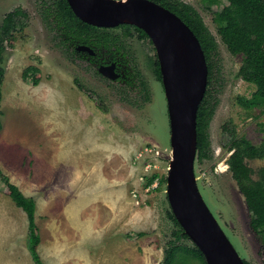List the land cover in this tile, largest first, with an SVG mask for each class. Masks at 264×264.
Returning <instances> with one entry per match:
<instances>
[{
	"label": "rangeland",
	"instance_id": "rangeland-1",
	"mask_svg": "<svg viewBox=\"0 0 264 264\" xmlns=\"http://www.w3.org/2000/svg\"><path fill=\"white\" fill-rule=\"evenodd\" d=\"M184 1L197 8L218 43L213 80L216 107L209 127L211 157L195 159L198 186L242 259L264 264V244L230 170L231 152L224 130L229 124L238 137H247L256 144L264 140V115L257 117L258 110L238 103L239 96L251 97L256 87L245 78L243 55L234 54L226 46L214 20V11L221 10L228 1H218L211 10L202 0ZM17 7L28 13V20L23 29L14 31L5 41L0 166L25 195L35 198L41 240L56 236L52 233V193L56 186H62L58 180L70 174L72 166L79 164L77 159H83L96 167L87 175L83 197L79 190L61 191V198L67 200L65 207L73 202L81 206L78 216H59L61 228L66 227L61 240L71 242L66 249L73 254L65 264H161L175 228L167 215L170 205L166 193L172 145L164 86L151 64L155 59L152 44L138 35L127 39L150 91L149 101L138 100L136 90L130 97L132 102L127 101L120 89L125 87L130 64H123L124 75L114 80L98 74L84 58L71 59L46 23L39 0H0V24ZM30 66L40 70L35 74L26 71ZM91 92L94 99L89 96ZM84 116L102 134L100 139H106L111 128L120 131L119 154L128 157L120 176L105 170V150V155L102 150L94 152L92 144L89 153L70 150L78 144L74 141H79L76 136L80 135ZM83 121L84 126L87 119ZM90 133L94 134L93 129ZM68 135L76 137L73 142ZM247 162L255 170L264 166V158ZM154 174L157 179L147 185V177ZM125 176H129L131 186L126 198L118 182ZM138 232L144 234L139 236ZM49 251L50 262L41 258L44 264H63L60 258L52 259V248ZM0 264H35L29 251L28 217L1 179Z\"/></svg>",
	"mask_w": 264,
	"mask_h": 264
},
{
	"label": "trees",
	"instance_id": "trees-1",
	"mask_svg": "<svg viewBox=\"0 0 264 264\" xmlns=\"http://www.w3.org/2000/svg\"><path fill=\"white\" fill-rule=\"evenodd\" d=\"M176 13L195 33L204 50L209 75L205 97L200 104L197 116V158L204 160L211 157V141L209 134L210 122L215 113L216 100H214V67L215 58L218 56V43L207 26L201 13L192 4L184 0H153ZM220 0H202L206 9ZM228 4L219 11H214V20L219 27L223 42L234 53L241 54L246 67L245 78L255 85L256 90L251 97L239 96L238 103L247 109L258 110L257 117L264 115V0H227ZM42 14L48 26L54 30L58 45L67 55L74 59L76 47L87 45L94 49V56H89L92 63L103 64L117 62L119 57L123 64H130V72L125 78V87L121 89L122 98L131 101L135 93L141 101L150 100L149 86L128 47L127 39L141 36L148 39L155 47L147 33L140 27L122 23L114 28L97 27L82 21L73 12L67 0H39ZM28 13L21 7L9 11L0 24V104L2 100L1 86L5 78L3 67L5 60V41L11 33L25 27ZM82 54V53H81ZM157 78L162 81L159 60L155 51V59L151 61ZM40 69L30 66L26 69L34 74ZM99 74V72L96 70ZM36 82V81H35ZM81 90L90 93L89 89L81 86ZM92 96V92L89 95ZM137 100V99H136ZM132 102V101H131ZM99 103V102H98ZM100 104V103H99ZM104 112L107 108L99 106ZM1 129V121H0ZM227 133L228 149L231 152L229 163L233 177L245 198L251 214V223L264 244V166L253 169L247 162L248 159L264 158V140L254 143L247 137H238L234 129L224 126ZM158 175L147 177V185L155 182ZM0 179L7 185L10 196L15 204L26 213L29 222V249L35 264H44L38 251L41 235L36 223L37 203L34 197L27 196L20 187L13 183L10 177L0 166ZM168 217L174 222L173 238L164 250L161 264H207L201 250L191 241L179 224L171 208L167 211ZM143 232L137 235L142 236ZM246 264H251L245 262Z\"/></svg>",
	"mask_w": 264,
	"mask_h": 264
},
{
	"label": "water",
	"instance_id": "water-1",
	"mask_svg": "<svg viewBox=\"0 0 264 264\" xmlns=\"http://www.w3.org/2000/svg\"><path fill=\"white\" fill-rule=\"evenodd\" d=\"M67 1L86 23L108 28L133 24L150 37L160 64L171 126L172 160L166 190L170 208L207 264H246L204 200L197 182V116L209 75L198 37L176 13L153 0ZM77 50L95 54L87 45H79ZM99 71L110 79L119 76L116 63L101 65Z\"/></svg>",
	"mask_w": 264,
	"mask_h": 264
},
{
	"label": "crops",
	"instance_id": "crops-1",
	"mask_svg": "<svg viewBox=\"0 0 264 264\" xmlns=\"http://www.w3.org/2000/svg\"><path fill=\"white\" fill-rule=\"evenodd\" d=\"M82 119V123L80 125V127L82 128L80 135H77L76 137H79V141H74L75 143H78L80 145H76L74 147H71V149H76V152L80 150L81 153H89V146L94 145V152L96 151H101L102 152L105 150V152L107 153V160H106V167L105 170H108L110 173H114V176L118 175L120 176L121 173L124 172V166L127 165V156L121 155L120 153V131H114L112 128L107 132V138L106 139H100L102 137V134L98 133V130L91 126L89 119L87 116L81 117ZM87 119V123L84 124L83 126V120ZM93 129L94 134L90 133V130ZM68 131V130H67ZM84 132V133H83ZM68 139L73 142V140L76 138L73 135H68ZM91 137V138H90ZM67 139V141H68ZM103 145L104 147L102 148L100 145ZM67 145V143H66ZM100 149V150H99ZM70 150H67L68 152ZM104 153V152H103ZM104 153V155L106 154ZM72 156H73V152H72ZM123 156V157H122ZM106 157L104 156V160L106 159ZM125 158V159H124ZM79 162L78 165L75 164V166L73 165V163H71L72 169L71 172L69 174L68 172V176H63L60 180V183L62 184V186H56L54 188L55 190V194H54V190H52V233L55 234L56 236L52 237V239H48L47 241H43L41 240L40 244H39V254L40 256H42L41 258L43 260L47 259V262H50L48 260L49 256H50V251L52 248V259H59L60 263H67L68 258L71 256V260L73 258V254L71 252H69L68 249H66L67 247L71 246V242L70 241H65V240H61L62 237H60L61 233L64 232L63 229H66V227H64L63 229L61 228L62 223L60 222V215H64V216H78L80 214V208L81 206H79L78 204H75L73 202V204H71L70 206H66L65 204H67V200L64 201L61 198V191L63 192H74V191H81L78 192V194H80V198H82V192L83 190H85V188L88 186L87 183H84L87 180V175L92 173L93 170L96 167L95 166H91L92 163L88 162L85 163L83 161V159H77V163ZM70 168V166L68 167ZM91 171V172H90ZM126 175V173H125ZM119 182V187H120V191L121 194H123V196L125 195V198L130 190V178L129 176H125L123 180H118ZM123 199V197H122ZM128 199L130 200V197L128 196ZM76 200V199H75ZM122 201V200H121ZM65 202V203H64ZM63 203V204H61ZM126 203V202H125ZM130 203V201H128V204ZM63 209V211L61 210ZM41 235V234H40ZM30 251V249H29ZM71 254V255H70ZM32 256V255H31ZM48 257V258H47ZM56 257V258H55ZM53 259V260H54Z\"/></svg>",
	"mask_w": 264,
	"mask_h": 264
},
{
	"label": "flooded vegetation",
	"instance_id": "flooded-vegetation-1",
	"mask_svg": "<svg viewBox=\"0 0 264 264\" xmlns=\"http://www.w3.org/2000/svg\"><path fill=\"white\" fill-rule=\"evenodd\" d=\"M153 43V42H152ZM154 45V44H153ZM76 51H78L77 50V47H76ZM156 51V50H155ZM79 53H76V55L74 56V59L76 60V61H80L78 58H84V62H85V64H88V65H91V64H93L96 68H97V71L99 72V74H101L100 73V71H99V67L101 66V65H109V64H112V63H116V72L119 74V76L117 77V79H119V78H121L123 75H124V72H123V68H122V66H123V63H122V61H120L119 59V57H117L118 58V61L116 62H113V61H108V62H106V63H101V64H96V63H92V61L89 59L90 57L89 56H87V55H84L83 54V52H86V53H88L87 51H78ZM82 53V54H81ZM89 55H91V56H94V55H96V54H90V53H88ZM157 54V53H156ZM102 75V74H101ZM103 76V75H102ZM106 77V76H105ZM116 79V80H117ZM120 89V88H119ZM120 92H121V89H120Z\"/></svg>",
	"mask_w": 264,
	"mask_h": 264
},
{
	"label": "bare ground",
	"instance_id": "bare-ground-1",
	"mask_svg": "<svg viewBox=\"0 0 264 264\" xmlns=\"http://www.w3.org/2000/svg\"><path fill=\"white\" fill-rule=\"evenodd\" d=\"M180 51H182L181 55H182V57H184V53H185L184 50L180 49Z\"/></svg>",
	"mask_w": 264,
	"mask_h": 264
}]
</instances>
